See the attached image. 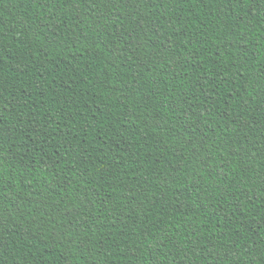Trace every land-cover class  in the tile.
<instances>
[{
    "label": "trees",
    "instance_id": "trees-1",
    "mask_svg": "<svg viewBox=\"0 0 264 264\" xmlns=\"http://www.w3.org/2000/svg\"><path fill=\"white\" fill-rule=\"evenodd\" d=\"M0 264H264V0H0Z\"/></svg>",
    "mask_w": 264,
    "mask_h": 264
}]
</instances>
